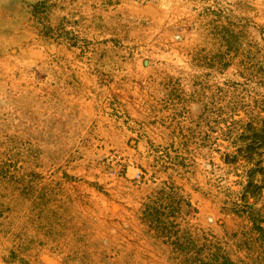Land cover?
<instances>
[{
    "label": "rangeland",
    "instance_id": "374dc122",
    "mask_svg": "<svg viewBox=\"0 0 264 264\" xmlns=\"http://www.w3.org/2000/svg\"><path fill=\"white\" fill-rule=\"evenodd\" d=\"M0 264H264V0H0Z\"/></svg>",
    "mask_w": 264,
    "mask_h": 264
}]
</instances>
